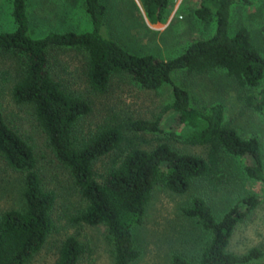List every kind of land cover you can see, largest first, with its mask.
Here are the masks:
<instances>
[{
    "label": "trees",
    "instance_id": "1",
    "mask_svg": "<svg viewBox=\"0 0 264 264\" xmlns=\"http://www.w3.org/2000/svg\"><path fill=\"white\" fill-rule=\"evenodd\" d=\"M140 1L150 23L164 20L170 0ZM82 2L89 22L87 30L47 31L34 37L30 33L26 0H10L13 28L0 32V51L18 59L23 67L21 77L12 85V99L33 106L48 145L68 168L85 201L73 220L104 225L112 246L113 264H131L140 254L134 244L133 228L143 221L145 206L155 187L183 193L196 179L215 187L221 152L245 158V173L255 181L264 182L257 138H242L224 119L221 104L193 106L188 91L173 83L171 74L179 70L188 73L220 70L240 85L254 87L262 79L264 59L251 44L245 28L239 27L232 34L228 32L230 8L235 0H216L214 5L204 3L195 9L200 19L214 16L213 32L190 42L179 54L167 59L125 49L104 34L103 3L100 0ZM56 48H73L85 53V79L93 92H103L113 77L149 90L169 84L171 99L165 108L171 112L175 124L190 129L178 135L179 141L204 145L206 155L181 153L163 142L150 150L132 147L100 181L94 179L93 162L118 145L121 133L118 127H105L79 146L73 144L72 127L89 111V104L84 98L66 92L52 78L48 55ZM263 102L264 93L256 104L260 106ZM130 127L136 131L157 132L161 124L158 120L137 119L130 122ZM0 157L8 167L22 174L21 208L0 213V264H26L52 229L50 211L55 195L42 186L31 146L4 121L1 113ZM258 202L256 195L244 196L216 219L202 197H191L182 213L195 219L209 233L196 264H247L259 258L261 252L256 247L242 254L227 250L235 225ZM82 251V244L73 236H67L60 244L54 264H75ZM171 261L190 264L176 254Z\"/></svg>",
    "mask_w": 264,
    "mask_h": 264
},
{
    "label": "rangeland",
    "instance_id": "2",
    "mask_svg": "<svg viewBox=\"0 0 264 264\" xmlns=\"http://www.w3.org/2000/svg\"><path fill=\"white\" fill-rule=\"evenodd\" d=\"M100 1L105 6L104 34L135 54L146 52L167 59L179 54L190 42L208 37L215 27L213 15L200 19L194 11L204 3L214 5L216 0H170L164 20L155 23L145 17L140 0ZM26 12L34 37L47 31L80 32L89 28L82 0H26ZM228 22L230 34L239 27L246 29L251 44L264 59V0H235ZM12 28L10 0H0V32ZM85 61L81 50L56 48L49 52L48 69L66 92L84 98L89 104V111L72 127L74 145L79 146L101 128L115 126L120 130L118 145L93 162L94 179L100 181L132 147L150 150L163 142L181 153L206 155L204 145L179 141V136L190 129L175 124L171 112L165 108L171 99L169 84L149 90L113 77L103 92H93L85 79ZM22 68L18 59L0 51V113L31 146L42 186L55 195L50 211L52 229L26 264H54L60 244L67 236L76 238L83 247L75 264H113L106 227L73 220L85 201L68 168L48 145L33 106L16 103L11 97L12 85L21 77ZM171 80L188 91L193 106L201 108L219 103L224 119L242 138H257L264 172V102L260 106L256 104L263 97L264 73L254 87L240 85L220 70L203 73L179 70L171 74ZM137 119L158 120L161 129L157 132L133 130L130 122ZM244 164L245 158L221 152L215 187L199 179L190 182L183 193L155 187L145 206L143 221L133 228L134 244L140 254L131 264H173L174 254L196 264L209 233L195 219L182 213L190 198L202 197L212 215L219 219L234 203L251 194L259 202L237 222L227 250L242 254L256 247L261 256L247 264H264V182L250 178ZM21 189L22 174L8 167L0 157V213L21 208Z\"/></svg>",
    "mask_w": 264,
    "mask_h": 264
}]
</instances>
